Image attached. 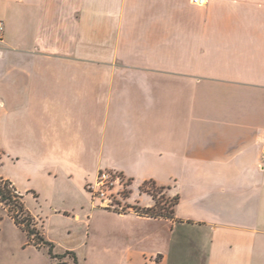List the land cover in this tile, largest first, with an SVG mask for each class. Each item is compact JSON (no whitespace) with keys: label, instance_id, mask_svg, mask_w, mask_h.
Returning a JSON list of instances; mask_svg holds the SVG:
<instances>
[{"label":"crops","instance_id":"crops-1","mask_svg":"<svg viewBox=\"0 0 264 264\" xmlns=\"http://www.w3.org/2000/svg\"><path fill=\"white\" fill-rule=\"evenodd\" d=\"M0 21V178L22 202L110 216L114 264H264V0H0ZM101 170L143 210L142 184L165 188L172 216L88 208Z\"/></svg>","mask_w":264,"mask_h":264},{"label":"rangeland","instance_id":"rangeland-1","mask_svg":"<svg viewBox=\"0 0 264 264\" xmlns=\"http://www.w3.org/2000/svg\"><path fill=\"white\" fill-rule=\"evenodd\" d=\"M3 159L2 157L1 163L4 162ZM0 175L15 178L14 172L5 162L4 166H0ZM143 190L155 194V201L148 194L153 200V205L155 202L160 204L165 212L170 209L174 198L169 197L165 190H158L152 185L144 187ZM134 192L135 190H133L134 195L132 196H130L131 191L129 189L123 192V200L119 201V205L124 206V210L130 206L139 213L145 212V209L143 210L138 204L137 194ZM142 193L144 191H141L140 194ZM81 199L88 208H99L97 202H91L90 196L86 201L83 197ZM61 201V198L54 199L45 191H41V195L37 199L31 196H23L26 208L37 218L38 228L45 238L54 244L53 253L59 258L51 259L47 247L37 249L32 243H29L25 232L17 228L10 219L4 218L0 221V264H55L56 262L72 264L70 256L62 257L65 253L64 250L73 251L78 264H114L106 255V248L112 240V235L114 232H119L120 229L113 224L112 218L103 214L95 215L91 218L89 227L84 222L55 215L50 209L52 204L59 203L67 209L73 205L69 199L63 200L64 204L60 203Z\"/></svg>","mask_w":264,"mask_h":264},{"label":"trees","instance_id":"trees-1","mask_svg":"<svg viewBox=\"0 0 264 264\" xmlns=\"http://www.w3.org/2000/svg\"><path fill=\"white\" fill-rule=\"evenodd\" d=\"M152 185L153 187L158 188V190H165L163 187H157L152 182H144L140 187V192L144 191V193L150 194L152 199L155 201V194L149 193L147 190H143L144 187ZM156 193V192H154ZM178 198L175 197L171 204L169 210L165 212L164 208L157 204L156 202L151 208L145 209V214L153 217V218H170L173 214V208L177 204ZM0 204L3 205L7 211L11 219L13 220L14 224L25 232L29 243H32L37 249L42 247L48 248V254L51 259L55 260L58 259L59 256L53 253L54 245L48 241H46L43 236L41 235L40 231L36 228V224L34 219L31 217L29 212L25 209L22 197L19 196L16 192V189L12 186V184L0 178ZM70 256L72 260V264H78L77 258L73 252H65L62 257ZM55 264H67L66 262H56Z\"/></svg>","mask_w":264,"mask_h":264},{"label":"built area","instance_id":"built-area-1","mask_svg":"<svg viewBox=\"0 0 264 264\" xmlns=\"http://www.w3.org/2000/svg\"><path fill=\"white\" fill-rule=\"evenodd\" d=\"M198 6H203L206 0H191ZM3 30V24L0 21V33ZM261 160L264 162V149L260 154ZM128 182L117 172L101 170L98 172L93 183L87 186V192L91 202H97L99 208L114 210L118 214H125L124 206L119 205L122 201V194L128 190Z\"/></svg>","mask_w":264,"mask_h":264}]
</instances>
